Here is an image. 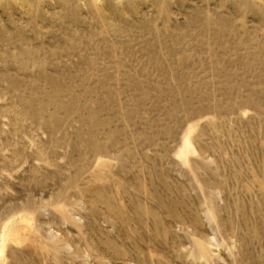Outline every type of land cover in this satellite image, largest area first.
<instances>
[{"label":"rangeland","instance_id":"obj_1","mask_svg":"<svg viewBox=\"0 0 264 264\" xmlns=\"http://www.w3.org/2000/svg\"><path fill=\"white\" fill-rule=\"evenodd\" d=\"M0 264H264V0H0Z\"/></svg>","mask_w":264,"mask_h":264}]
</instances>
